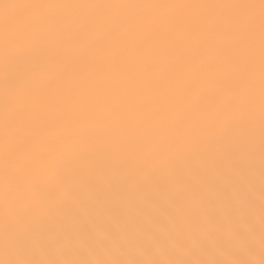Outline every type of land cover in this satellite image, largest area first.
Segmentation results:
<instances>
[{
  "label": "snow or ice",
  "instance_id": "snow-or-ice-1",
  "mask_svg": "<svg viewBox=\"0 0 264 264\" xmlns=\"http://www.w3.org/2000/svg\"><path fill=\"white\" fill-rule=\"evenodd\" d=\"M0 264H264V0H0Z\"/></svg>",
  "mask_w": 264,
  "mask_h": 264
},
{
  "label": "bare ground",
  "instance_id": "bare-ground-1",
  "mask_svg": "<svg viewBox=\"0 0 264 264\" xmlns=\"http://www.w3.org/2000/svg\"><path fill=\"white\" fill-rule=\"evenodd\" d=\"M32 59L33 57H26L20 61L13 63L10 67H8L4 73V80L6 84L10 86L16 84L19 81L23 72L25 71L27 64H29Z\"/></svg>",
  "mask_w": 264,
  "mask_h": 264
}]
</instances>
